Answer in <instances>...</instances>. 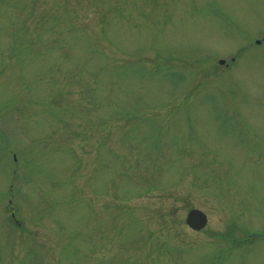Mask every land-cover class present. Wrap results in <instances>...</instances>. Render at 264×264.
<instances>
[{
	"label": "rangeland",
	"instance_id": "374dc122",
	"mask_svg": "<svg viewBox=\"0 0 264 264\" xmlns=\"http://www.w3.org/2000/svg\"><path fill=\"white\" fill-rule=\"evenodd\" d=\"M0 264H264V0H0Z\"/></svg>",
	"mask_w": 264,
	"mask_h": 264
},
{
	"label": "water",
	"instance_id": "95a60500",
	"mask_svg": "<svg viewBox=\"0 0 264 264\" xmlns=\"http://www.w3.org/2000/svg\"><path fill=\"white\" fill-rule=\"evenodd\" d=\"M220 64H225V61H220ZM186 224L192 230L200 231L207 226L208 217L204 212L198 209H192L188 212V215L186 218Z\"/></svg>",
	"mask_w": 264,
	"mask_h": 264
}]
</instances>
